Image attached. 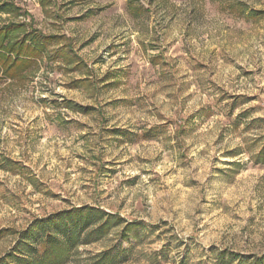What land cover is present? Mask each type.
<instances>
[{"label":"rangeland","instance_id":"rangeland-1","mask_svg":"<svg viewBox=\"0 0 264 264\" xmlns=\"http://www.w3.org/2000/svg\"><path fill=\"white\" fill-rule=\"evenodd\" d=\"M4 1L0 261L264 258V0Z\"/></svg>","mask_w":264,"mask_h":264},{"label":"trees","instance_id":"trees-1","mask_svg":"<svg viewBox=\"0 0 264 264\" xmlns=\"http://www.w3.org/2000/svg\"><path fill=\"white\" fill-rule=\"evenodd\" d=\"M9 4H7L4 0H0V13H6L7 11H11L9 8ZM22 27H19V26H14V29L13 30H8L7 33L4 35L3 39H7L9 40L10 38V35L13 33H17L19 30H21ZM28 43L33 47V48H36V47H39V45H42L43 43L40 42V41H34V39L32 40H27ZM26 41V42H27ZM39 42V44H38ZM18 42L14 43V44H0V60L2 58L6 59L7 60V57H9L10 54L14 53L17 49L18 52H16L17 54H19V51L22 50L23 48H21V45L17 44ZM42 46H40V49H41ZM7 56V57H6ZM17 66V65H16ZM15 66V67H16ZM83 211H80V213L78 212L77 213V216H78V219L79 217H85V213L82 214ZM54 222V221H52ZM51 222V223H52ZM41 225L42 227H47V225L50 227L51 225L48 223H45V224H39ZM78 226H80V222H77V224H74L73 226L69 227V230L67 232H65L64 235H67V236H72V231L75 229V228H78ZM54 226H52L53 228ZM40 228V227H39ZM55 229V228H54ZM99 231V230H98ZM42 245H47L48 248L45 249L44 253L41 255L40 251L37 250V249H34L32 248V250L34 251V258H33V261L34 263H39L40 261H42L41 264H46L48 263L52 258H56V255L58 252L57 250V247L56 248H50L51 245H54V238L51 236V238L49 239L48 242L46 243H43ZM44 247V246H43ZM104 261L106 260V258L103 259ZM235 260L233 259V257L231 256V258L229 259V261L227 262V264H235ZM10 262H8V259L7 260H1L0 261V264H9ZM240 264H264V258L262 259H256V260H253L252 262H241Z\"/></svg>","mask_w":264,"mask_h":264}]
</instances>
